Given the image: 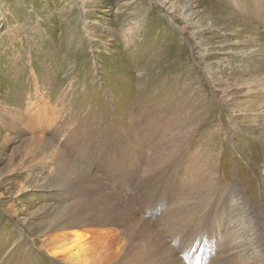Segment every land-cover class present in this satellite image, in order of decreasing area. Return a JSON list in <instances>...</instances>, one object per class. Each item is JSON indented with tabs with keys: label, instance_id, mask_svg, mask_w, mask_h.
Here are the masks:
<instances>
[{
	"label": "rangeland",
	"instance_id": "1",
	"mask_svg": "<svg viewBox=\"0 0 264 264\" xmlns=\"http://www.w3.org/2000/svg\"><path fill=\"white\" fill-rule=\"evenodd\" d=\"M106 173L82 264L264 261V0H0V264H66L44 222Z\"/></svg>",
	"mask_w": 264,
	"mask_h": 264
},
{
	"label": "bare ground",
	"instance_id": "2",
	"mask_svg": "<svg viewBox=\"0 0 264 264\" xmlns=\"http://www.w3.org/2000/svg\"><path fill=\"white\" fill-rule=\"evenodd\" d=\"M106 175L107 176L104 175V182L103 183L102 182L97 183V184H95V186L88 184L89 191L85 190L84 183H86V182L81 180V178H80V182L77 181L73 184H67L66 186H64V188L61 185L62 192L65 195L66 200L69 198H72L75 201H73V203L68 207L67 210H64L62 213H60V215H58V216H56V217H54L48 221H45L44 223L45 224L49 223L47 232H48V234H52V236L55 237L54 240H56L61 235H66L68 233H72V235H74V237H73L74 240L70 241V242H65L63 245H58L57 247H54V249L50 248L49 255L52 254L54 256L55 255L62 256L63 257L62 262L66 263V264H68V263L82 264L81 255H79L78 251L74 252L76 250L75 246H78L80 251H83L87 248V243L85 242L86 239L82 240L85 238V236H87V234H83L81 232V228H84L82 221L84 219L89 220V219H91V217H94V215H88V213L90 211H92L93 208L88 209V210H86V208H84L81 210V205L87 203V201H89L90 197H92L93 195L95 196V193H96V197H99V192L102 189V185L105 188H108V189L110 188L111 183L107 179V177L110 175L107 173H106ZM124 177L126 179H128L129 182L135 181V176H133V175L128 174V175H125ZM161 177H159V176H156L155 178L152 177V180L155 182L156 186L161 187V185H162L161 182H162V178H163V177L162 178ZM80 183H81V189H80L81 191L79 190ZM140 185L141 184L139 183L138 187H141ZM57 186H58V184H57ZM166 197H167V193H166L164 199H167ZM76 199H78V200H76ZM105 199L106 198L101 197L99 199V202L105 201ZM94 206L96 208L97 204H95ZM153 206H154V203L151 204L150 208H152ZM101 218L103 220L102 219L99 220L100 226L112 225V226L117 227L120 230V232H122V233L126 232V229L124 228L125 225H123V223H121L119 221H114V222L110 223L108 220L105 219V215H103ZM96 226H97V224H96ZM141 227H142V225H141ZM97 231H98L97 229H94L92 231L88 230L89 233L90 232H97ZM55 233H57L58 235H53ZM49 237H51V236H49ZM217 237H218V235H217L216 227L214 224H211L210 227L206 229L205 237L201 238L200 240L193 242L192 244L195 246V249L198 250V249L204 247V245L202 244V241L205 240L206 241V249L211 250L212 254H215L217 249H219L222 253H224L226 255V257H227L226 259H228L230 263H234L235 257L230 254L231 247L228 245L225 246V244H223V246L221 245L217 248V244H216ZM76 242H78V243L76 245H74ZM179 242H180V244H178V246L175 247L174 249H173V247L172 248L169 247L168 255L166 257H164L163 259L158 260V262L156 264H180L181 261L178 257L179 250H184L183 248H186V247L184 245L183 239H181ZM130 244H132V245L135 244L133 238H130ZM141 244H142V242H141ZM122 247L124 248V251H126L127 248H130L126 244H123ZM179 248H181V249H179ZM177 249H179V250H177ZM203 250H201L202 253H204ZM129 252L134 256V253L131 251V248H130ZM181 253H182V251H181ZM196 263H198V262H196ZM261 264H264V261Z\"/></svg>",
	"mask_w": 264,
	"mask_h": 264
}]
</instances>
